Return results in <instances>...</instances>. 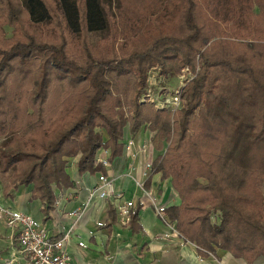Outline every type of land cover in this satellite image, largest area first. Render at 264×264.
Here are the masks:
<instances>
[{"label": "trees", "instance_id": "1", "mask_svg": "<svg viewBox=\"0 0 264 264\" xmlns=\"http://www.w3.org/2000/svg\"><path fill=\"white\" fill-rule=\"evenodd\" d=\"M117 3L142 13L145 32L105 55L87 36H109L108 0H0L4 196L30 187L47 222L73 168L106 175L96 160L110 164L125 134L145 129L157 153L150 174L179 199L164 223L200 255L264 259V0ZM184 69L193 78L167 95L179 94L178 108H157L167 97L153 100L150 71L171 79Z\"/></svg>", "mask_w": 264, "mask_h": 264}, {"label": "crops", "instance_id": "2", "mask_svg": "<svg viewBox=\"0 0 264 264\" xmlns=\"http://www.w3.org/2000/svg\"><path fill=\"white\" fill-rule=\"evenodd\" d=\"M150 137L145 129L135 137L125 134L122 155L106 169V176L120 196L118 200L100 199L96 193L91 196L99 174L79 175L73 168L70 177L74 186L56 191L54 209L47 222H43L41 203L30 201V187H20L6 198L0 196V204L12 212L29 215L38 227L44 225L51 237L75 224L67 248L71 264H247L219 249L200 255L195 245L184 242L164 223L163 211L178 205L179 199L167 180L150 174L157 157ZM122 200L131 205L132 212L138 207L137 220L126 227L117 224L116 206ZM80 211L75 218L74 213ZM14 239L12 231L0 220V261L10 257ZM253 264H264V259Z\"/></svg>", "mask_w": 264, "mask_h": 264}, {"label": "built area", "instance_id": "3", "mask_svg": "<svg viewBox=\"0 0 264 264\" xmlns=\"http://www.w3.org/2000/svg\"><path fill=\"white\" fill-rule=\"evenodd\" d=\"M178 95L176 93L162 102H157V108H178L180 104ZM153 102L151 101V103ZM99 163L105 169L109 167L105 157L98 158L95 165ZM94 193L100 199L112 197L114 200H118L120 198L114 191L113 181L100 173L98 175V185L90 195L93 196ZM116 210L117 224L120 227L129 225L132 212L131 205L122 200L118 202ZM80 213L81 211L74 213L75 218H78ZM0 219H5V225L12 231L13 239L16 240L10 257L7 260L0 261V264H71V257L67 248L75 224H72L68 230L62 232L59 236L51 237L46 231L40 229L29 215L13 213L3 208L1 204ZM172 232L176 233L173 230Z\"/></svg>", "mask_w": 264, "mask_h": 264}, {"label": "rangeland", "instance_id": "4", "mask_svg": "<svg viewBox=\"0 0 264 264\" xmlns=\"http://www.w3.org/2000/svg\"><path fill=\"white\" fill-rule=\"evenodd\" d=\"M107 8H108L109 22L111 26L109 36H107V32L91 33L87 36L88 37L87 41L92 46V48L96 47L102 54H105V55L111 54V53L119 54V52H121L122 49L128 48L130 46V43L134 39L144 36L142 32H145V30L140 29V23H142L144 18H142L141 16L142 13H139V14L137 13V15L132 18L129 17L127 12H124L121 10L122 8L120 4L117 3V0H108ZM141 10L143 9L141 8ZM147 11H150V10H147ZM41 30L44 32L47 31L46 28L41 29ZM4 31H5L7 38H10L12 35L11 33L12 29H10L9 27H6ZM68 42H71V45L73 46L72 49L74 51V43H76L77 41L69 40ZM158 73H159L158 70H154V71L152 70L149 73V75L151 76V78L149 79V82L151 83V91L153 93H156L155 94L156 97H154L153 99L154 101H156L157 98H158L157 100H160V99H163V97L165 96L167 97V95L170 94L169 91H173L174 89L177 90L179 86L180 87L183 86L182 84L185 81L184 79H186V82H187L189 79L193 78V75H194L191 70H187V69H184L179 74V77H178L179 79L177 77L167 79L164 77H160ZM161 94L163 95V97ZM168 98L169 97H167V99ZM149 99L151 100V98H146L147 101ZM6 183H7L6 179L0 176V196L1 198L2 197L6 198L3 195V189ZM13 213H16V212H13ZM0 220H2L5 225V219H0ZM5 227L7 228L6 225ZM39 228H41L42 230H45L44 225L40 226ZM169 228L170 230H172V227H169ZM169 236L171 237V235Z\"/></svg>", "mask_w": 264, "mask_h": 264}]
</instances>
